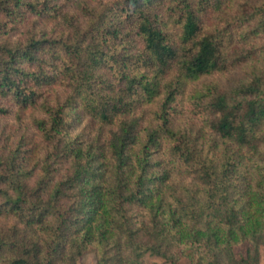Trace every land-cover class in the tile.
I'll return each mask as SVG.
<instances>
[{
  "label": "trees",
  "instance_id": "1",
  "mask_svg": "<svg viewBox=\"0 0 264 264\" xmlns=\"http://www.w3.org/2000/svg\"><path fill=\"white\" fill-rule=\"evenodd\" d=\"M261 243L264 0H0V264Z\"/></svg>",
  "mask_w": 264,
  "mask_h": 264
},
{
  "label": "rangeland",
  "instance_id": "2",
  "mask_svg": "<svg viewBox=\"0 0 264 264\" xmlns=\"http://www.w3.org/2000/svg\"><path fill=\"white\" fill-rule=\"evenodd\" d=\"M23 27L17 28L16 33H14L16 36H20L22 34ZM15 36V37H16ZM248 76V73L246 71V68H243L242 66H237L235 69L230 71L229 73L226 74H216L213 73L211 75H208L202 79H200L199 82H212V81H217L219 85L222 88H226L229 85L235 84L241 79H244ZM180 99V98H179ZM180 103L177 104V108L182 111V113L186 115H190L193 117L190 112L194 111L191 105V102L189 101H182L179 100ZM7 105H11L9 101H5ZM28 111L26 110L25 114L23 113V119L27 120L28 117ZM184 114L182 117H184ZM13 114H4L1 116V121L6 122L7 120H10V123H13L9 125L11 126V130L14 128H18L20 126V123L17 122L15 117H12ZM197 118H200L201 115L197 114ZM16 121V122H14ZM19 131V130H18ZM61 172L59 174H62L68 169V164H64L60 168ZM143 239H147L143 237ZM250 246L249 242H242L237 244L234 247V253L237 258H240L241 256H246L248 247ZM258 254H259V259H258V264H264V243H261L258 245ZM171 256V255H170ZM170 256H163L159 254L158 252L155 251H149L145 253L142 258L140 259H135L133 256L128 255L125 259V262L123 264H191L188 259L186 258H176L175 256L170 257ZM100 259L99 251L96 245H90L86 252L78 259L77 264H98Z\"/></svg>",
  "mask_w": 264,
  "mask_h": 264
}]
</instances>
